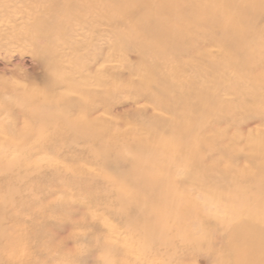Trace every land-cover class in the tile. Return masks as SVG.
I'll return each instance as SVG.
<instances>
[{"label":"rangeland","instance_id":"374dc122","mask_svg":"<svg viewBox=\"0 0 264 264\" xmlns=\"http://www.w3.org/2000/svg\"><path fill=\"white\" fill-rule=\"evenodd\" d=\"M27 2H18L17 9H12L20 17L16 23L0 25V264H212V261H221L229 251L226 245L230 240L229 220L232 225L243 220L251 228L258 226L260 211L255 217L243 213L251 207L237 208L236 203L226 202L223 196L234 188L227 190L211 185L192 192L190 203L173 207V214L166 218L146 217L145 210L166 212L170 203L134 190L127 178L131 175L130 155L125 147L120 150L122 154L116 166L108 168L96 157L95 152L102 144L75 139L49 120L58 116L75 119L82 115L77 108L65 110L60 106L66 101L60 97L71 100L85 89L92 91L95 87L82 85L83 76L88 72L82 70L83 67L90 70L98 63L103 68L106 88H100L105 91L104 103L95 107L97 110L91 117L100 115L108 135H114L118 129L131 132L136 128L133 124L140 119L135 111L142 100L136 101L131 92L137 88L138 75L144 71L139 67L140 55L126 49L121 38L132 24L116 27L121 39L113 35L106 20L97 25L98 36L83 30L71 35L65 25L57 26L61 18L54 12L53 0ZM28 27L29 32L39 35L38 42H30L25 33ZM198 49L212 54L213 59L220 53L216 44L201 43ZM195 62L201 63L199 59ZM189 72H185L188 73L185 78L191 76ZM112 77L118 86L116 92L109 86ZM129 80L132 84L125 83ZM212 89L220 103L232 101L233 96L214 94ZM243 102L244 107H231V121L225 109L215 108L214 112L222 120L215 123L208 135L215 137L216 131L223 132L225 137L255 129L264 132V123L257 114L264 107L250 98ZM210 116L208 119L213 121ZM128 134L137 133L125 135ZM196 174L201 175L198 171ZM187 190L186 187L179 191V195H186ZM126 194L132 195L129 197H134L138 204L125 202ZM190 209L196 212L185 219L181 214ZM234 249L237 251L236 246Z\"/></svg>","mask_w":264,"mask_h":264},{"label":"bare ground","instance_id":"6f19581e","mask_svg":"<svg viewBox=\"0 0 264 264\" xmlns=\"http://www.w3.org/2000/svg\"><path fill=\"white\" fill-rule=\"evenodd\" d=\"M27 1L0 0V25L16 23L20 17L12 9L18 2ZM52 5L61 18L57 26L65 25L71 35L83 30L98 36L96 27L106 20L113 35L119 38L116 27L131 23L132 27L128 25L121 37L122 42L126 49L140 55L139 67L144 72L137 74V88L130 91L136 101L142 100L135 111L141 121L134 123L136 128L131 131L137 134L125 135L131 132L123 128L108 135L100 115L91 117L97 110L95 107L104 103L105 91L100 88H106L103 68L98 63L90 70L81 69L88 71L82 85L95 87L92 91L85 89L71 100L60 97L66 100L62 105L59 102L60 106L65 110L77 108L82 115L75 119L58 116L49 120L75 139L102 144L95 153L108 168L116 166L122 154L120 150L125 147L130 155L131 172L130 177L126 176L134 190L170 203L166 212L145 210L146 217L166 218L173 214V207L190 203L192 192L211 185L234 188L223 196L226 202L236 203L237 208L251 207L243 213L255 217L260 211L258 226L251 228L243 220L232 225L229 220L230 240L226 244L229 251L221 261L212 264H264V209L259 207H264V132L255 129L225 137L223 132L216 131L215 137L208 135L215 123L222 120L215 108L225 109L231 121V107H244L245 98L264 107V0H53ZM30 28L25 33L30 42H36L39 35L29 32ZM201 43L218 45L220 53L213 59L212 54L199 51ZM197 59L201 63L196 65ZM185 72L191 76L185 78L188 75ZM113 77L109 86L116 92L118 86ZM125 83L132 84L131 80ZM211 87L214 94L233 96L232 101L220 103ZM257 114L264 123V109ZM210 115L213 121L208 119ZM140 131L144 134H138ZM186 187L187 194L179 195ZM129 196L132 195L123 196L124 201L137 205L134 197ZM141 207L144 209L145 205ZM195 210L181 215L188 219Z\"/></svg>","mask_w":264,"mask_h":264}]
</instances>
